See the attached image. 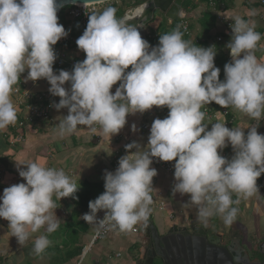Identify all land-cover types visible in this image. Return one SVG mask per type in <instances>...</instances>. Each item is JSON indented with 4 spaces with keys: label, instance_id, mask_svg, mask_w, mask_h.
<instances>
[{
    "label": "clouds",
    "instance_id": "1",
    "mask_svg": "<svg viewBox=\"0 0 264 264\" xmlns=\"http://www.w3.org/2000/svg\"><path fill=\"white\" fill-rule=\"evenodd\" d=\"M57 0H0V130L14 124L16 109L11 100L13 86L28 70L25 80L46 79L49 92L60 97L51 105L68 109L59 123L60 135L71 134L78 125L104 135H118L129 114H143L153 107L169 109L164 119L153 121L147 151L137 142L126 145L127 155L116 170L104 173L105 191L89 201V212L81 218L100 227L111 224L131 232L150 215L153 178L158 170L153 158L174 163L173 195H188L185 206H196L203 224L219 214L231 226L238 209L232 194L247 199L259 191L257 180L264 174V135L258 126L244 129L225 123H203L204 105L215 102L234 107L254 120L264 115V63L255 50L261 34L255 22L232 17L231 40L226 44L231 62L224 66V80L215 66V45L193 46L183 38L178 25L159 36L152 46L142 38L136 24L117 19L115 9L88 14L83 34L76 40L86 54L72 71L54 72L57 59L53 48L69 31L58 21ZM255 14V13H253ZM131 66V70L128 71ZM119 82L113 94L112 88ZM70 83V89L65 87ZM132 131H137L133 124ZM231 145L229 160L220 151ZM136 149L135 153H131ZM17 170L26 183L6 187L0 196V218L9 221V230L23 246L33 234L44 229L51 234L59 228L56 199L72 197L79 187L61 170L38 162ZM103 210L104 217L98 213ZM51 241L45 234L33 241L35 254H42Z\"/></svg>",
    "mask_w": 264,
    "mask_h": 264
},
{
    "label": "crops",
    "instance_id": "2",
    "mask_svg": "<svg viewBox=\"0 0 264 264\" xmlns=\"http://www.w3.org/2000/svg\"><path fill=\"white\" fill-rule=\"evenodd\" d=\"M183 3L184 12L181 13L186 17L180 19L187 21L189 31L191 27L194 28L187 34L189 37L186 41L193 46L205 48L215 45L216 49L214 50L217 51V54L214 63L216 67L220 68V79L223 81L224 66L232 59L230 50L226 48V44L231 40L230 36H224L222 41L217 40V37L222 35L217 22L216 27L212 30V36L202 37L200 23L206 8L204 6L185 8ZM218 10L219 13L230 19L238 15L245 20L255 22V30L261 34L255 55L259 62L264 63V7L259 0H230L228 5H223ZM161 19L159 15L158 20L155 19L147 25L146 41L152 46L154 45L149 40L150 32L156 30ZM168 21L172 22L170 19ZM182 21H179V26ZM194 33H196L195 36H193ZM199 38L200 42H198ZM78 54L86 57L82 50H79ZM130 70L131 66L128 71ZM71 71L69 70V72ZM54 72L56 71L54 70ZM56 73L58 74V72ZM27 74L28 70L26 69L21 74V79L25 80ZM70 86V83L65 85L67 89H70ZM118 86L119 82L113 86V94ZM49 88V82L46 79H41L34 90L42 92L49 91ZM11 100L13 102L12 97ZM15 109L16 122L0 130V196L3 195L6 187L26 183L19 175L17 163L21 164L20 167L24 169L27 168L26 164L31 162H38L47 168L62 169L70 180L80 188L75 194L78 196V200L72 197L58 200L53 196L57 208L53 209V213L56 212L59 228L51 234L41 229L40 232L33 234L23 246L18 244L16 237L12 236L8 227L9 221L0 218V264H78L84 248L90 243L99 225L98 221L94 224L86 223L81 216L90 211L89 201L95 200L105 191L103 179L105 170L114 172L119 166V159L128 154L125 146L134 141L145 147L141 149V152L147 151L150 133L144 132L141 125L144 122L153 123L157 118H166L165 112L168 108L153 107L143 114H129L125 127L113 137L104 135L100 126L96 127L95 125L96 131H92L88 126L78 125L75 132L60 135L59 123L63 120V116L68 114L66 108L59 111L55 109L52 121H39L22 129L16 127L20 113L16 107ZM227 109L229 114L224 120L227 122V127L230 129L238 127L247 133L252 126H258V132L264 135V115L260 120H254L234 107L229 106ZM217 122L224 123L223 119L203 121L205 125H208V130H211L212 124ZM133 124L137 126L136 132L132 131ZM19 134L24 138L22 141L10 142V138L14 139ZM135 151L136 149H132L131 153L134 154ZM220 154L230 160L234 155L231 145L229 144L228 147L221 150ZM151 167L158 170V175L153 178V187L150 192L152 203L156 205L162 203L164 209L149 206L151 209L149 216H151L153 224L159 228L160 233L166 230L165 224L174 229L183 227L190 222H195L196 227L204 225L197 218L196 206H185L184 202L189 199L188 195L181 196L179 193L173 195L172 189L176 182L174 175L166 174L161 167L156 165ZM263 177L264 174L258 180ZM232 198L234 201L239 200L238 204H233V207L238 209L236 219L231 226H226L219 214L213 215L206 224L210 227L211 232L223 234L225 239L229 235L240 237L241 243L247 246H251L253 242L259 244L264 241V192L257 191L247 199L233 193ZM97 215L102 219L104 211L101 210ZM143 223L140 222L134 226L133 229L137 228V232L133 230L121 232L119 230L98 240L81 264H136L135 261L139 256L138 250L142 243H147L142 239L141 225ZM40 234L47 235L51 243L42 254L37 255L33 251V241Z\"/></svg>",
    "mask_w": 264,
    "mask_h": 264
},
{
    "label": "water",
    "instance_id": "3",
    "mask_svg": "<svg viewBox=\"0 0 264 264\" xmlns=\"http://www.w3.org/2000/svg\"><path fill=\"white\" fill-rule=\"evenodd\" d=\"M100 1L103 0H57V15L63 6ZM182 3L183 0H147L127 9L121 19L140 27L141 36L146 40L147 24L156 19V13L163 14L171 21L186 17L181 13L184 12ZM141 228L142 239L147 243H142L138 250L136 264H264V241L247 246L241 243L240 237L229 235L225 239L223 234L212 233L208 225L196 227L195 222L176 229L165 224L166 230L160 233L151 216ZM182 249L187 250V254L175 263H170L165 257L166 252L171 254Z\"/></svg>",
    "mask_w": 264,
    "mask_h": 264
},
{
    "label": "built area",
    "instance_id": "4",
    "mask_svg": "<svg viewBox=\"0 0 264 264\" xmlns=\"http://www.w3.org/2000/svg\"><path fill=\"white\" fill-rule=\"evenodd\" d=\"M260 4L264 7V0H259ZM213 8L216 6L215 0H211L210 3ZM68 8L64 13V24H62L69 35L66 38H62L56 45L53 46L57 59L53 65L54 69H63L66 71L72 70L74 65L77 62L83 61L86 57L78 54L80 50L76 44V40L83 34L87 23H88V14L92 12H102L106 8L115 9V15L118 18V14L121 12V0H103L96 3L90 4H70L67 5ZM217 22L218 26L222 31V35L217 37L218 41H222L224 36L232 35L230 24L232 23L230 18L225 17L219 11H217ZM181 29H183L186 34H189V26L187 21H182L180 24ZM41 80V79H40ZM39 81H31L22 79L19 83L13 86V91L11 96L13 97V104L20 113V119L16 123V127L24 129L27 126H30L39 121H52L54 107L51 105L53 102L58 103L60 97L53 96L49 91L37 92L34 88L39 84ZM205 113L204 120L209 119H223L226 120V117L229 114V110L222 108L217 105L215 102H212L209 105H204L201 109ZM169 109L165 112L167 117ZM227 123L226 121L224 122ZM152 123L144 122L141 125V128L144 132L150 133ZM96 127L99 125H95ZM24 138L21 134L14 139L10 138V142L22 141ZM174 161L165 162L160 161L158 158H153V165L161 167L166 174L174 175ZM257 185L259 192H264V177L260 180H257ZM151 207L164 209V205L151 204ZM103 219V218H102ZM117 227H113L111 224H105L103 227L96 228V231L90 241V243L84 248L83 254L80 256L78 264H81L84 260L86 254L91 250L92 246L98 240L118 232ZM134 232H137V228L133 229ZM120 256V254H118Z\"/></svg>",
    "mask_w": 264,
    "mask_h": 264
},
{
    "label": "trees",
    "instance_id": "5",
    "mask_svg": "<svg viewBox=\"0 0 264 264\" xmlns=\"http://www.w3.org/2000/svg\"><path fill=\"white\" fill-rule=\"evenodd\" d=\"M147 0H132L130 5L131 7H134L136 5H140L144 2H146ZM228 1L230 0H215L216 2V6L213 8V6L210 5L211 0H184V7H192V8H197L198 6H202L204 5V7H206L201 20H204V24H201V30H202V37H207L209 38L210 36H212V30L216 27V23H217V11H219L218 9H221V7H223V5H228ZM123 0H121V5H123ZM68 6H63L61 8V11L58 15V21L60 22V24H64V13L65 10H67ZM122 9V7H121ZM129 9V8H128ZM62 18V20H61ZM118 19V18H117ZM184 20V19H183ZM186 20V19H185ZM179 21H182V19H175L174 21H172L171 23H169L168 18L167 17H163L161 19V21L159 22L158 27L156 28V30L154 32H150V41L151 43L155 46L158 45L159 43V36L160 35H164V34H169L171 33L173 30H175L177 28V26L179 25ZM194 28H190V31L193 30ZM180 31L183 33V38L185 40L188 39V35L186 34V32L181 29L180 27ZM200 42V38L199 41ZM56 72H59V69H54ZM12 97V96H11ZM13 99V97H12Z\"/></svg>",
    "mask_w": 264,
    "mask_h": 264
},
{
    "label": "flooded vegetation",
    "instance_id": "6",
    "mask_svg": "<svg viewBox=\"0 0 264 264\" xmlns=\"http://www.w3.org/2000/svg\"><path fill=\"white\" fill-rule=\"evenodd\" d=\"M137 6V5H136ZM135 7V6H134ZM160 16H161V18H163V17H165L163 14H160ZM177 19V18H176ZM175 20V19H174ZM173 20V21H174ZM151 23V22H150ZM150 23H148V24H150ZM147 24V25H148ZM170 252H166V255H165V257L168 259V261L170 262V263H175V261H179V260H181L183 257H181V256H184V254H187V250H185V249H182V250H179V251H172V253L171 254H169ZM178 263V262H177Z\"/></svg>",
    "mask_w": 264,
    "mask_h": 264
},
{
    "label": "rangeland",
    "instance_id": "7",
    "mask_svg": "<svg viewBox=\"0 0 264 264\" xmlns=\"http://www.w3.org/2000/svg\"><path fill=\"white\" fill-rule=\"evenodd\" d=\"M131 2H132V0H123V2H122L123 3L122 9H121V12L118 14V19H121L122 18V16L124 15V13L126 12V10L128 8H131V6H130V5H132ZM202 6H204V5H202ZM159 15H160L159 13H156V16H155L156 20H158ZM177 19H179V18H177ZM61 20H62V18H61ZM193 22H195V20H193ZM202 23L204 24V20L201 21V24ZM195 35H196V33H194L193 36H195ZM21 80H19L17 83H19Z\"/></svg>",
    "mask_w": 264,
    "mask_h": 264
}]
</instances>
